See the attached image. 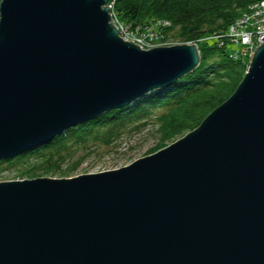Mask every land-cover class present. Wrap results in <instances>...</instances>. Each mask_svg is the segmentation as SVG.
Instances as JSON below:
<instances>
[{"label": "water", "instance_id": "1", "mask_svg": "<svg viewBox=\"0 0 264 264\" xmlns=\"http://www.w3.org/2000/svg\"><path fill=\"white\" fill-rule=\"evenodd\" d=\"M109 0H0V161L170 86L196 43L142 49ZM0 264H264V41L197 127L118 169L0 181Z\"/></svg>", "mask_w": 264, "mask_h": 264}, {"label": "trees", "instance_id": "2", "mask_svg": "<svg viewBox=\"0 0 264 264\" xmlns=\"http://www.w3.org/2000/svg\"><path fill=\"white\" fill-rule=\"evenodd\" d=\"M256 1L259 0H114L112 8L118 19L153 26L159 42L196 43L200 52L198 66L174 84L154 90L124 109L111 110L71 127L46 145L28 152L36 153L32 157L40 163L27 171L71 173L84 158L74 160L67 169L62 164L77 152L87 146H108L125 132L140 131L151 119L158 125L159 141L148 154L194 129L232 94L245 74L249 58L240 53L235 57L236 46L224 33ZM163 20L170 24L163 25ZM217 33L223 34L222 39L213 37Z\"/></svg>", "mask_w": 264, "mask_h": 264}, {"label": "rangeland", "instance_id": "3", "mask_svg": "<svg viewBox=\"0 0 264 264\" xmlns=\"http://www.w3.org/2000/svg\"><path fill=\"white\" fill-rule=\"evenodd\" d=\"M128 23L132 24L131 22ZM132 26L134 28L135 27L139 28L140 26L144 27L148 25L140 23L137 25L132 24ZM133 27L131 28L134 29ZM167 42L168 45L177 44L172 40H169ZM165 45L167 44L161 43V45H151L150 48L154 46H165ZM247 62L249 63V59H247ZM153 122L154 120L151 119L150 123L144 126L140 131L131 130L125 132L121 138L116 139L108 146L103 144H98V145L92 144L93 146H87L85 150H80L71 159L66 160L65 164H62L63 169H67L72 165L74 160H79L80 158L83 157L84 160L71 173H63L62 171L59 170L50 172V171H43L38 169L33 170L31 173H29L27 170L31 168L33 165L35 166L38 165L40 163V160L32 157L35 156L36 153L27 152L25 154L19 155V157L17 156L18 158L16 159L13 158L5 162H2L0 164V181H13L20 179H31L36 177H51V178L75 177L82 174L98 173L107 170L118 169L120 167H123L125 165L134 162L135 160L145 155H148L149 150L155 148V146L159 141L158 140L159 133L157 132L158 125ZM188 132L189 131L184 132L179 136H176L173 140L167 142L166 145H169L173 141L179 139L180 137H183Z\"/></svg>", "mask_w": 264, "mask_h": 264}, {"label": "built area", "instance_id": "4", "mask_svg": "<svg viewBox=\"0 0 264 264\" xmlns=\"http://www.w3.org/2000/svg\"><path fill=\"white\" fill-rule=\"evenodd\" d=\"M114 0H109L112 20L119 30V36L124 40H131L142 49H148L151 45H161L158 41V32L153 30V26L133 27L132 24L117 18L113 12ZM163 25H169V21L163 20ZM133 27L134 29H132ZM226 35L236 50L233 55L236 57L240 53L243 57L251 59L252 53L257 46L264 41V0H259L249 4L241 14L235 18L225 30ZM223 34L213 35L217 40L222 39ZM168 45V43H165ZM239 48H241L239 50Z\"/></svg>", "mask_w": 264, "mask_h": 264}]
</instances>
